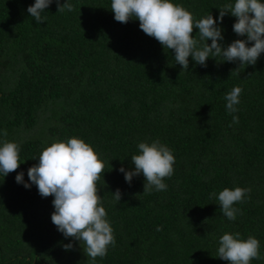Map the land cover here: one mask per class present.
Segmentation results:
<instances>
[{
	"label": "trees",
	"instance_id": "trees-1",
	"mask_svg": "<svg viewBox=\"0 0 264 264\" xmlns=\"http://www.w3.org/2000/svg\"><path fill=\"white\" fill-rule=\"evenodd\" d=\"M173 2L196 19L212 14L225 47L246 39L233 31L236 17L219 20V8L235 0ZM34 3L0 0V144L18 142L26 160L0 175V264H91L80 242L52 223L54 197L16 182L23 172L30 183L44 148L72 137L107 162L98 188L116 244L95 264H229L217 257L225 233L257 238L262 259L251 264H264V53L233 73L239 62L209 58L205 67L189 57L181 73L174 51L138 20L114 19L111 0H71L76 11L63 13L53 2L42 24L27 12ZM236 86L239 111L229 114L224 97ZM154 140L173 151L174 174L166 191L143 194V174L129 184L119 169L134 170L138 144ZM235 187L251 192L230 221L210 193Z\"/></svg>",
	"mask_w": 264,
	"mask_h": 264
},
{
	"label": "clouds",
	"instance_id": "clouds-1",
	"mask_svg": "<svg viewBox=\"0 0 264 264\" xmlns=\"http://www.w3.org/2000/svg\"><path fill=\"white\" fill-rule=\"evenodd\" d=\"M53 2L57 5V13L76 11L71 0L64 3L61 0H35L27 12L37 24H42L47 21V16L43 15L45 10ZM110 10L117 22L127 24L130 20H138L146 35L156 39L165 50L174 51L176 64L183 69L181 73L189 70V57L205 67L209 58L222 57L223 62H239L233 73L244 65H255L264 53V0H235L234 4L226 3L219 8L220 22L230 13L237 18L233 31L240 37L246 36V39H237L227 47L221 43L223 29L212 14L196 19L191 11L173 0H111ZM194 29L199 30L195 37ZM242 91L236 86L226 93L224 99L229 114L239 111L236 106L240 103ZM232 122L238 123L239 117L233 115ZM3 135H8L6 130ZM138 150V154L131 156L134 170L119 169L126 182L131 184L134 177L143 174V194H150L153 190L166 191L168 185L164 181L174 174L176 158L173 151L159 140L141 142ZM20 151L18 142L4 140L0 144V175L7 177L26 162L21 161ZM38 160L28 169L30 183L24 181L23 172L17 174L16 182L24 184L25 188L34 184L42 197H54L52 223L65 238L79 241L86 257L95 264L97 257H106L109 246L116 244L98 188L107 162L101 159L94 146L77 137L51 143ZM250 192L251 188H224L218 194L210 193V198L217 199L222 214L234 221L239 212L234 204L244 202ZM112 194L115 201H121L120 189ZM161 230L162 227L157 228V231ZM63 247L72 250L74 244H64ZM217 257L229 264H251L254 259H262L260 241L251 235L242 239L240 233H225L219 238Z\"/></svg>",
	"mask_w": 264,
	"mask_h": 264
}]
</instances>
